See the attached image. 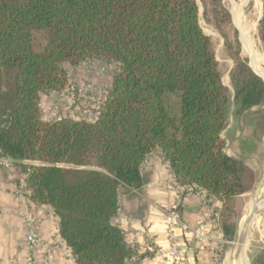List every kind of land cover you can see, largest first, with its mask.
I'll return each mask as SVG.
<instances>
[{
	"label": "trees",
	"instance_id": "16d2710c",
	"mask_svg": "<svg viewBox=\"0 0 264 264\" xmlns=\"http://www.w3.org/2000/svg\"><path fill=\"white\" fill-rule=\"evenodd\" d=\"M204 15L225 39L233 60L222 80L212 38L197 0H0V155L28 161L30 200L52 207L74 264H126L135 253L114 222L123 190L143 185L141 166L160 148L180 183L226 203L253 187L248 162L261 156L264 79L241 54L239 31L223 0H202ZM37 31L46 33L41 49ZM259 38L264 51L263 15ZM90 58L117 63L95 120L41 117L42 91H59L64 63ZM234 98V100H233ZM253 129L255 145L223 133ZM236 143V144H235ZM227 240L235 225L221 215ZM251 264H264V248Z\"/></svg>",
	"mask_w": 264,
	"mask_h": 264
},
{
	"label": "crops",
	"instance_id": "0c3cea01",
	"mask_svg": "<svg viewBox=\"0 0 264 264\" xmlns=\"http://www.w3.org/2000/svg\"><path fill=\"white\" fill-rule=\"evenodd\" d=\"M230 128L227 127L223 133V138L226 139L225 151L229 155L237 156L230 137ZM141 173L143 185L138 189L123 190L118 213L113 219L123 229L128 243L135 250L126 264H176L175 258L166 252L170 243L165 220L166 209L175 203L178 195L177 191L168 187L175 182V173L160 148L154 149L144 160ZM19 176L18 171L0 169V205L4 210L0 217V264H27L29 249L26 242V226L20 214L26 206L35 210L40 218L38 229L43 242L37 249L36 264H74L71 249L59 232V215L48 205L37 204L31 200L26 204L16 196L13 188ZM202 197L222 213L225 210V201L201 187H193L181 200L183 222L192 226L196 224ZM211 225L210 222L206 223L209 231ZM259 228L262 231L261 226L258 230ZM258 230L255 229L253 234L257 235ZM212 232L218 238L221 236L218 231ZM175 234L181 243H192L191 248L186 250L189 264H215L212 247H215L217 242L212 245L199 242L191 231H185L182 227H178ZM48 249L54 253L51 259L47 257ZM225 253L226 245L219 264H228Z\"/></svg>",
	"mask_w": 264,
	"mask_h": 264
},
{
	"label": "rangeland",
	"instance_id": "374dc122",
	"mask_svg": "<svg viewBox=\"0 0 264 264\" xmlns=\"http://www.w3.org/2000/svg\"><path fill=\"white\" fill-rule=\"evenodd\" d=\"M200 9V24L204 30V32L212 38L215 54L217 60L219 62L220 70L222 73L223 82L231 87L230 85V77L229 73L233 67V60L230 56L229 51L225 47V39L221 32L218 30L216 24L213 21H208L204 15V5L202 0H197ZM225 6L230 11L232 15V23L239 31V39L241 42V54L245 57L251 67L252 56L250 50L245 47L242 41V30L248 33V35L252 38L255 50L258 51L259 54L264 56V51L262 47L261 40L259 38V22L263 15V0H223ZM34 44L37 49H41L46 43V33L44 31H37L34 34ZM263 63V64H262ZM117 63L110 60H102L99 58H90L82 61L80 64L74 66L70 63H64V67L67 70V79L64 85L61 87V90L46 92L42 91L40 94V108H41V117L45 121H51L56 118V111L59 109L61 115H66L68 109H66V102H62L59 100L60 93L66 89L69 85L72 88L70 89V93L68 95L72 108L82 107V102L79 100L78 96V85L86 84H95L100 86L111 87L113 74L116 70ZM256 67L260 72L264 73V58H260L259 61L256 62ZM253 68V67H252ZM254 69V68H253ZM255 70V69H254ZM257 72V70H255ZM9 75L4 73L0 79V83L3 88H6L9 81ZM69 87V88H70ZM60 101V102H59ZM258 108L264 110V103L260 105ZM80 116L77 115L75 119H81ZM232 120V123L230 124ZM233 117L229 120V125L232 129L230 132L231 138H235L238 135H242L243 139L247 142V147L251 150L255 145L253 138V129L251 127H245L240 122V127L237 130H233ZM236 144V143H235ZM259 144L261 147L260 153L261 156H253L248 159L250 165L256 171V181L248 192L240 195V197L236 196L231 198L225 206V210L221 215H223L224 221L229 225H235V235L232 240H227L226 244V255L228 257V264H230L231 256L233 249L235 247V243L237 241V235L239 229L241 227L242 221L245 217L248 216L250 212V206L253 202L252 190L257 185L259 179L264 176V133L260 137ZM264 193V187L261 189L260 194L257 196V200L259 196ZM261 226L262 231L258 230V227ZM255 229L258 230V234H253ZM247 238L251 243V253L249 258V264L252 261V258L256 254L258 250L264 248V209L255 216L253 219L249 231L247 233Z\"/></svg>",
	"mask_w": 264,
	"mask_h": 264
},
{
	"label": "built area",
	"instance_id": "2783aa9c",
	"mask_svg": "<svg viewBox=\"0 0 264 264\" xmlns=\"http://www.w3.org/2000/svg\"><path fill=\"white\" fill-rule=\"evenodd\" d=\"M69 87L70 85L66 89H64L59 96L60 101H62L63 103L66 102L67 105L65 106L66 109H68V112L66 115H61L60 110L58 109L55 113L57 115L55 119L62 116L77 118L78 115L81 119L95 120L98 116V110L106 98L109 87L100 85L96 86L95 84L86 83L78 85V96L79 100L82 102L83 108H72L71 101L68 97L72 85L70 88ZM165 159L169 162L166 157ZM24 162H32L36 165L40 164V161L37 160L28 161L26 159H18L7 155H0V169H9L20 172V176L14 184L13 191L16 196L24 200L27 204V202L30 201V189L26 181L27 172H25L21 167L22 163ZM168 187L177 191L178 195L175 203H173L165 211V220L168 226V236L170 243L169 248L166 252L170 256L175 258L176 264H189L186 257V250L191 248L192 243L190 241L181 243L175 234V230L178 227H182L185 231H191L194 234L195 239L199 242L208 245H212V243L217 242V245L215 247H212L214 249L213 260L215 264L221 263V253L223 252V250H225V245L228 243L221 229L222 212L213 207L205 197H202V204L199 211L198 221L194 226L185 223L182 219L181 200L186 193L192 191L193 187L180 183L177 180L176 175L175 182L169 184ZM3 214L4 210L0 205V217ZM20 214L23 216L26 226V242L29 249L27 264H36L37 249L38 246L43 242L42 235L38 229L40 218L35 210L27 206L25 210ZM207 222H210V225L212 223L210 231L206 227ZM212 230H215L216 232L218 231L219 233H221V236L218 238L213 234ZM53 256V251H51V249H48L47 257L51 259L53 258Z\"/></svg>",
	"mask_w": 264,
	"mask_h": 264
},
{
	"label": "water",
	"instance_id": "95a60500",
	"mask_svg": "<svg viewBox=\"0 0 264 264\" xmlns=\"http://www.w3.org/2000/svg\"><path fill=\"white\" fill-rule=\"evenodd\" d=\"M259 74V73H258ZM260 75V74H259ZM261 76V75H260ZM234 100V98H233ZM232 117V115H231ZM264 187V176H262L257 185L252 190V197H253V206L248 213V216L242 221L241 227L239 229L238 235H237V241L235 243V247L232 252L230 264H233V262H236L240 257V245L243 239L247 236V233L249 231V228L251 226V223L255 216L259 214L264 209V201L259 204L257 202V196L260 194L261 189ZM251 264V262H250Z\"/></svg>",
	"mask_w": 264,
	"mask_h": 264
},
{
	"label": "bare ground",
	"instance_id": "6f19581e",
	"mask_svg": "<svg viewBox=\"0 0 264 264\" xmlns=\"http://www.w3.org/2000/svg\"><path fill=\"white\" fill-rule=\"evenodd\" d=\"M242 41H243L245 47H247L248 50H250V53H251V56H252V63H253L252 66H253V68L255 70H257V72L259 74H261L263 79H264V73L260 72L257 69L258 67L255 66L256 62L259 61L260 58H264V56H262L261 54L258 53L257 50H255L252 38L244 30H242ZM263 201H264V193L261 196H259L257 202L259 204H261ZM252 206H253V202H252V204L250 206V210H251ZM250 253H251V243H250L249 239L246 236L243 239V241L241 242V245H240V257H239V259L236 262H233V264H249Z\"/></svg>",
	"mask_w": 264,
	"mask_h": 264
}]
</instances>
